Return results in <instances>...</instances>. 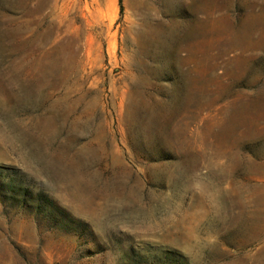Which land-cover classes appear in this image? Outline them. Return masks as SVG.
<instances>
[{
	"label": "rangeland",
	"instance_id": "1",
	"mask_svg": "<svg viewBox=\"0 0 264 264\" xmlns=\"http://www.w3.org/2000/svg\"><path fill=\"white\" fill-rule=\"evenodd\" d=\"M0 264H264V0H0Z\"/></svg>",
	"mask_w": 264,
	"mask_h": 264
},
{
	"label": "trees",
	"instance_id": "2",
	"mask_svg": "<svg viewBox=\"0 0 264 264\" xmlns=\"http://www.w3.org/2000/svg\"><path fill=\"white\" fill-rule=\"evenodd\" d=\"M0 199L33 216L37 224L50 230L89 238L92 233L87 223L73 217L43 191H35L23 179L10 178L0 185Z\"/></svg>",
	"mask_w": 264,
	"mask_h": 264
}]
</instances>
